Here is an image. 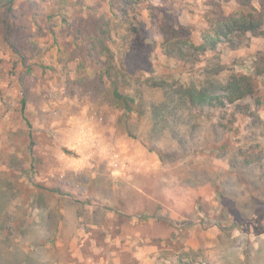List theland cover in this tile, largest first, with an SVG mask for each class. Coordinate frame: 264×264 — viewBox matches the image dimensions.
Wrapping results in <instances>:
<instances>
[{"label": "rangeland", "instance_id": "rangeland-1", "mask_svg": "<svg viewBox=\"0 0 264 264\" xmlns=\"http://www.w3.org/2000/svg\"><path fill=\"white\" fill-rule=\"evenodd\" d=\"M243 1L0 8V264H264V37L199 47Z\"/></svg>", "mask_w": 264, "mask_h": 264}, {"label": "trees", "instance_id": "trees-1", "mask_svg": "<svg viewBox=\"0 0 264 264\" xmlns=\"http://www.w3.org/2000/svg\"><path fill=\"white\" fill-rule=\"evenodd\" d=\"M14 1L0 0V8L3 7L6 12H11ZM170 28L167 29L169 33L173 29L178 30L175 26L172 29ZM183 30L181 29V31ZM246 32L264 37V13L254 7L249 0L243 1V8L235 13L223 15L220 12L212 11V17L208 23L207 30L204 31L203 41L199 47L202 50L214 49L217 41L222 37ZM225 89L228 94L226 98L229 103H233L235 100L248 94H254L252 80L248 75L241 73L232 76L227 81ZM113 92L115 99L124 106L126 113L133 112L137 109L135 107V99L121 93L116 86H114Z\"/></svg>", "mask_w": 264, "mask_h": 264}]
</instances>
